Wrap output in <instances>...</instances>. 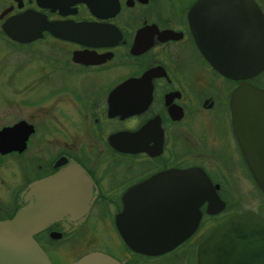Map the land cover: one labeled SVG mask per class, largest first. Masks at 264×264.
Returning a JSON list of instances; mask_svg holds the SVG:
<instances>
[{
    "label": "flooded vegetation",
    "instance_id": "obj_1",
    "mask_svg": "<svg viewBox=\"0 0 264 264\" xmlns=\"http://www.w3.org/2000/svg\"><path fill=\"white\" fill-rule=\"evenodd\" d=\"M195 1L0 0L1 22L29 12L40 31L28 43L1 32L17 47L15 72L30 84L15 101L18 117L0 129L22 121L32 131L24 148L0 151V221L35 202L33 184L71 165L84 178V214L57 218L33 235L51 264L95 251L121 264H178L181 243L159 255L136 253L119 228L141 238L162 222L184 220L181 186L162 177L167 170L199 168L223 202L213 213L207 201L198 205L197 226L183 241L194 249L214 226L249 211L231 213L248 192L261 216L264 196L231 125L229 97L242 80L221 75L201 55L187 17ZM253 2L250 12L264 16V0ZM224 6L209 3L207 18H197L211 45L253 44L256 16ZM203 10L198 5L197 14ZM242 28L248 36L238 34ZM260 74L245 81L264 89ZM124 209L127 221L116 223Z\"/></svg>",
    "mask_w": 264,
    "mask_h": 264
},
{
    "label": "water",
    "instance_id": "obj_2",
    "mask_svg": "<svg viewBox=\"0 0 264 264\" xmlns=\"http://www.w3.org/2000/svg\"><path fill=\"white\" fill-rule=\"evenodd\" d=\"M220 3L231 12L246 10L247 16L255 17L253 28L256 41L241 47L212 46L206 27L197 22L207 18V5ZM205 10L197 14L198 5ZM240 4L239 7L234 5ZM253 0H196L188 10V21L195 34L196 45L201 55L221 75L242 80L230 93L229 105L231 125L236 139L244 150L250 174L264 196V89L245 81L264 70V16L257 9L250 12ZM5 12L0 13V19ZM31 14L11 15L0 23V31L16 43H28L40 35L32 30ZM41 26V25H40ZM45 25L44 28H49ZM41 28V27H40ZM238 34L247 35L242 28ZM240 42V41H239ZM241 44V43H240ZM0 129V151L24 148L25 140L32 131L31 126L19 121ZM16 144H19L17 147ZM163 178H174L181 186L184 220L162 222L156 231L146 232L141 238L133 236L126 227L122 230L124 244L136 253L159 255L182 243L196 228L199 220L198 205L208 202L206 211L213 213L223 207L214 189L199 168L167 170ZM84 180L79 169L72 165L61 172L33 184L29 193L36 200L18 210L12 217L0 221V264H51L46 253L34 240L33 235L51 221L68 215L79 218L87 209L85 194L80 188ZM131 211L124 209L117 217L124 220ZM126 223V222H125ZM57 237V234L54 235ZM195 264H264V219L249 210L233 214L225 222L214 226L199 241L194 249ZM72 264H121L102 252H89Z\"/></svg>",
    "mask_w": 264,
    "mask_h": 264
},
{
    "label": "rangeland",
    "instance_id": "obj_3",
    "mask_svg": "<svg viewBox=\"0 0 264 264\" xmlns=\"http://www.w3.org/2000/svg\"><path fill=\"white\" fill-rule=\"evenodd\" d=\"M5 38L0 35V125L11 123L18 117L19 112L15 101L20 96L26 98L28 95L26 87L30 84L28 80H22L20 73L15 72V63L19 53L16 52L17 47L10 44ZM258 81L264 83V76L259 77ZM20 90H24V92L19 94ZM257 200L254 193L248 192L242 208L240 210L231 208V213L243 210L256 211L258 209ZM151 264L156 263L152 261Z\"/></svg>",
    "mask_w": 264,
    "mask_h": 264
},
{
    "label": "trees",
    "instance_id": "obj_4",
    "mask_svg": "<svg viewBox=\"0 0 264 264\" xmlns=\"http://www.w3.org/2000/svg\"><path fill=\"white\" fill-rule=\"evenodd\" d=\"M0 35H2L0 31ZM9 42V41H8ZM11 44V42H9ZM264 76V70L261 72L259 76L256 77V80ZM256 84L264 88V83L256 81ZM259 214L264 218V209L258 211ZM194 242H183L178 247L177 250L179 253V263L178 264H194L193 252H194Z\"/></svg>",
    "mask_w": 264,
    "mask_h": 264
}]
</instances>
